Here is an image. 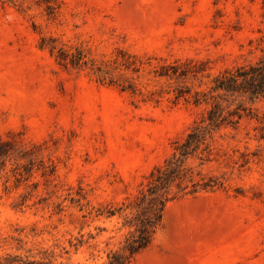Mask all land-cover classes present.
I'll return each instance as SVG.
<instances>
[{"label":"rangeland","instance_id":"1","mask_svg":"<svg viewBox=\"0 0 264 264\" xmlns=\"http://www.w3.org/2000/svg\"><path fill=\"white\" fill-rule=\"evenodd\" d=\"M263 49V0H0V264H105L194 92ZM216 100L240 118L188 163L221 186L169 201L129 264H264V99Z\"/></svg>","mask_w":264,"mask_h":264},{"label":"trees","instance_id":"2","mask_svg":"<svg viewBox=\"0 0 264 264\" xmlns=\"http://www.w3.org/2000/svg\"><path fill=\"white\" fill-rule=\"evenodd\" d=\"M58 51L61 60L69 59L73 64L81 62L82 54L79 51L70 57L63 49L59 48ZM189 63L168 65L164 74L185 75L191 70ZM189 90L177 88L176 97L188 93ZM233 94L246 95L250 100L264 99V49L254 61L225 68L214 75L207 91L194 92L193 102L195 104L205 102L208 106L204 109L201 118L193 122L185 136L173 141L172 151L161 163L152 167L136 193L126 197L125 200H130L129 203L125 204V201H122L118 207V210L129 209L120 227L126 231L119 246L107 253L105 264H129L134 255L145 249L151 243L169 201L177 196L221 186L222 183L217 177L203 176L200 171L194 172L188 159L193 155L199 159H206L211 154L209 141L212 133L221 126L234 125L239 120L238 109L224 110L216 100ZM204 152H206L205 155H203ZM114 214L115 210H108L109 216ZM80 242L78 240L73 245H78ZM14 261H18L17 264L24 263L17 258L8 259L3 264Z\"/></svg>","mask_w":264,"mask_h":264}]
</instances>
